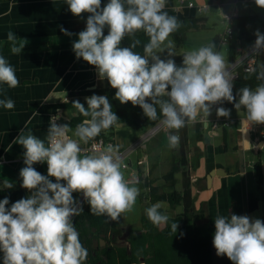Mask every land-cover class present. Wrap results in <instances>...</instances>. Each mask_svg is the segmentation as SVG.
Instances as JSON below:
<instances>
[{
	"label": "clouds",
	"instance_id": "9594fccd",
	"mask_svg": "<svg viewBox=\"0 0 264 264\" xmlns=\"http://www.w3.org/2000/svg\"><path fill=\"white\" fill-rule=\"evenodd\" d=\"M65 3L74 16L89 14L86 27L72 43L76 58L95 66L99 79H106L116 90L115 99L121 104L138 105L152 121L158 119V106L159 125L167 132L169 148L179 146L180 129L195 124L198 117L208 118L213 106L225 101L233 103L236 109L243 108L250 125L264 124V83L254 89L242 86L234 95L232 66L216 51L214 43L184 51L182 64H176L172 58L176 55L175 45L169 37L181 27V22L165 11L166 0H108L103 7L101 0H65ZM255 4L264 8V0H255ZM60 31L73 35L62 26ZM140 31L149 38L143 46V55L133 50L141 43L136 38ZM254 35L253 52L259 54L264 49V33L257 29ZM125 37L132 38L130 46H121ZM7 40L13 54H21L28 43L26 38L18 41L12 31L7 33ZM165 50L167 57L161 58L159 53ZM260 68L256 78L264 81V65ZM0 84L8 88L20 84L15 67L3 55H0ZM85 101L87 107L79 100L72 102L86 117L75 128L74 136L78 139L67 134L68 124L59 125L52 117L44 140L32 131L24 135V130L13 140L24 149L25 166L19 176L21 187L30 194L11 204L8 196L0 199L3 264H86L88 249L73 222L83 207L73 193L82 194L92 214L106 215L113 221L133 210L140 190L125 178L122 169L126 165L119 147L93 146L91 154H82L81 148V142L94 140L120 119L106 95L92 94ZM0 106L11 110L15 102L11 98L0 99ZM230 114V109L216 107L218 117L227 118ZM44 162L47 175L33 167ZM13 187L14 183L4 180L0 191ZM161 207L158 202L145 209L147 218L156 226L169 220L168 215L159 211ZM214 225L212 244L217 256L226 255L233 264H264V221L230 212L217 214ZM171 228L177 232L178 223L174 222Z\"/></svg>",
	"mask_w": 264,
	"mask_h": 264
},
{
	"label": "crops",
	"instance_id": "0c3cea01",
	"mask_svg": "<svg viewBox=\"0 0 264 264\" xmlns=\"http://www.w3.org/2000/svg\"><path fill=\"white\" fill-rule=\"evenodd\" d=\"M189 1L210 2L211 6L208 10L199 11L190 6ZM241 1L166 0L165 11L177 19L206 17L208 24L212 13L222 26L211 28L209 24L205 29L190 30L187 33V40L190 39V33L196 31L199 34H194L193 39L198 44L197 48L212 42L215 44L216 51H220L223 45L219 42V36L224 30L223 14L232 10L241 13ZM107 2L108 0H101V6L103 7ZM88 15V13H83L79 17L74 16L68 10L65 0H0V55L7 58L15 67L20 81L16 88H8L7 85L0 84V99L11 98L15 102V107L11 110L0 106V184L4 180H9L14 183V188L21 186L19 171L25 166L24 149L18 143H13V140L21 134V130H24V135L32 131L35 136L44 140L52 117L57 118L55 121L57 124L63 125L69 124L71 119L79 114L74 108L42 107L43 104L65 101L71 91L94 89L91 88L94 85L95 88L100 85L110 86L106 79H99L95 66L89 65L82 58L77 59L72 50L73 41L78 39L76 34L86 27ZM61 26L73 35H65L60 31ZM9 31L17 35L18 41L23 38L27 39L28 43L21 54L4 51ZM107 31L106 27L105 35ZM232 43L240 44L246 51L251 47V44L247 43L249 46H246L244 42H241L237 31L236 39ZM226 45L229 57L230 44ZM143 46L144 44H139L133 50L143 55ZM182 54L172 57L178 66L182 64ZM159 55L161 58H166L167 51ZM213 107L216 110V107L220 105ZM228 109L231 110V114L227 118L236 119V122L229 126L221 124L214 127L213 119L226 118L218 116L206 118L208 123L201 122V116L195 124H192L196 128V124L201 123L204 128L203 139L200 140L196 136V151H191L188 145L187 154L186 169L192 178L196 212L204 210L205 218L202 222L214 225L216 215H228L235 202L244 209V215L264 221V199L259 201L256 210L248 209L249 196L251 194L260 195L255 164L258 159H261L264 170V139L263 141L257 140L263 127L262 124L250 125L243 108L236 109L232 106ZM75 128L76 126H69L67 134L73 139H78L74 136ZM220 128L223 129L222 135L217 132ZM150 130L151 128L145 132H139L132 124L118 123L113 138L119 151L128 153L126 160L134 155L131 161L128 160L130 167L123 168L127 180L131 174L138 176L139 170H143L145 175L151 174L156 178V184L163 185L165 184L163 176L168 171L159 172V169L162 164L171 162L173 151L172 148L167 147L166 143H157V131L159 130L144 141L143 135ZM207 132L208 136L205 135ZM189 134L190 124H188V136ZM83 144L87 143L81 142V145ZM136 159L137 166L132 164V161ZM33 167L41 174L47 175L45 162L34 164ZM211 172L214 174L210 177ZM178 176L180 177L181 174ZM50 179L55 182L54 177ZM130 183L137 184V181H130ZM177 188L181 189V183H178ZM171 189V187H165V190ZM26 191L29 195L28 190ZM78 194L73 193L74 198L83 206L87 201L84 200L82 194L78 198ZM159 203L163 208H167L168 212L173 211L167 201H159ZM148 207L149 204H147ZM182 210V205L177 207L178 212ZM213 263L233 264L226 255L217 256L214 246Z\"/></svg>",
	"mask_w": 264,
	"mask_h": 264
},
{
	"label": "trees",
	"instance_id": "16d2710c",
	"mask_svg": "<svg viewBox=\"0 0 264 264\" xmlns=\"http://www.w3.org/2000/svg\"><path fill=\"white\" fill-rule=\"evenodd\" d=\"M181 27L170 36L177 43H185L187 33L190 30H200L208 28V19L206 17L179 18ZM259 29L264 33V19L259 14L240 13L236 19V31L241 42L252 44L256 37L255 31ZM136 38L141 41L140 44H146L148 37L140 31L136 33ZM131 37H125L122 45H130ZM240 44L230 43L229 45V63H233L237 57V46ZM4 51H11L10 42L4 44ZM264 65V52L258 55L255 71H244L239 69L238 75L233 84V93H237L242 86L255 88L258 84L264 83L257 80V73ZM115 89L111 86L100 85L94 89H82L80 91H71L65 101L54 104H43L42 107L55 108H74L72 102L79 100L87 107L85 97L92 94L106 95L113 105V111L119 117L118 123H129L136 127L139 132H145L159 123V107L157 106L158 119L149 120L143 110L137 105L133 106L131 102L121 104L115 99ZM238 98V97H237ZM222 107H232L233 103L225 101ZM86 117L80 113L74 116L69 122L70 127H75ZM117 123V124H118ZM115 126L106 131H102L99 137L110 138L114 135ZM203 124H196V136L203 139ZM174 134L176 130H171ZM180 144L177 148H172L171 169L163 176L165 184H156V178L151 174L139 170L137 184L140 187L141 200L148 202L149 207L159 201H167L172 212L167 208L161 207L159 211L168 215L169 220L165 225L156 226L147 218L145 212L141 216V227H125L122 223V214L118 220H111L106 215H94L90 212V205L85 203L83 211L73 219L74 225L79 232V238L85 248L88 249V258L86 264H214L213 263V236L215 225L204 223L205 211L196 212L195 199L192 192V178L186 169L188 165V124L179 130ZM95 138V139H96ZM90 142V141H89ZM255 170L258 180L260 195L251 194L249 196L250 211H254L259 206V201L264 199V170L261 159L255 164ZM181 174L179 177L178 175ZM181 183V189L177 188ZM165 187H171V190H165ZM27 191L23 187L4 189L0 191V199L8 196L10 204L16 200L26 197ZM9 204V206H10ZM182 205L183 210L177 211V207ZM231 212L237 215H244V209L237 203H233ZM178 223L177 232H173L171 225ZM104 238L105 245L95 243V239ZM126 234L123 239L122 235ZM97 237V238H96ZM3 253L0 252V264H3Z\"/></svg>",
	"mask_w": 264,
	"mask_h": 264
},
{
	"label": "built area",
	"instance_id": "2783aa9c",
	"mask_svg": "<svg viewBox=\"0 0 264 264\" xmlns=\"http://www.w3.org/2000/svg\"><path fill=\"white\" fill-rule=\"evenodd\" d=\"M186 0H182V2H185ZM249 2H253L255 0H247ZM188 4L192 7H195L197 10L199 11H205L210 9L211 3L210 2H201V3H196L195 1H189ZM240 13L237 10H232V11H228L226 13H224V15L228 18L227 20L224 18L223 16V21H224V30L221 32L220 36H219V42L220 44H230L232 42H234V40L236 39V19L238 17ZM263 19H264V15H263ZM254 43L251 44V47L249 48L248 51H246L241 45L237 46V52H238V57L237 59L233 62L230 63V65L232 66V71L234 73V80L238 75V71L240 68H242L244 71H251L252 69L256 68V64H257V60H258V55L261 52H264V49H262L259 54H254L253 52V48L252 45ZM233 80V82H234ZM56 118V117H55ZM203 118H201L202 120ZM57 120V118H56ZM203 121H206L208 123L207 119H203ZM213 122V126L214 127H218L221 124L225 125V126H229L233 123L236 122V119H232V118H216L212 120ZM262 131H260V134L257 137L258 141H261L262 139H264V124H262ZM161 127L159 125V123L157 125H155L154 127L151 128L150 132H147L143 135V139L144 141H147L150 137L151 134L155 133L157 130H159ZM171 131V130H169ZM263 141V140H262ZM113 145L116 146L114 138L110 137V138H105V137H99L96 138L94 140H91L89 143L87 144H83L81 145L82 148V154H84L85 152L92 153V151L94 150L95 146L96 148L99 149H103L106 148L107 145ZM119 154L122 157V162L124 165H126V168H129V162L126 160L128 153L127 152H123V151H119ZM45 165L47 166V163L45 162ZM138 180V176L136 174H131V177L128 179V181H137Z\"/></svg>",
	"mask_w": 264,
	"mask_h": 264
},
{
	"label": "rangeland",
	"instance_id": "374dc122",
	"mask_svg": "<svg viewBox=\"0 0 264 264\" xmlns=\"http://www.w3.org/2000/svg\"><path fill=\"white\" fill-rule=\"evenodd\" d=\"M241 13H252V14H259L261 16L264 15V8H260L255 4V1L253 2H249L247 0H242L241 1ZM210 26L211 28H220L222 26L221 22L217 19L214 18L213 14H210ZM225 26V25H224ZM190 39L186 40L185 43H177L176 41H174L172 39V37L170 36V40H172L174 42L175 45V54H182L184 51L186 50H190L193 48H197L196 45H198L197 43H195V39H193V35L194 34H199L196 31H192V33H190ZM246 46H249L247 43H245ZM220 52L225 56L226 61H228V46L226 44H223ZM238 99V98H237ZM226 108H232V107H226ZM215 108L213 107L211 115L209 117H217V115L215 114ZM212 122L210 123L211 126ZM218 133H220V135H222L223 133V129H217ZM157 135V143H166L167 147H168V141H167V132L165 130H163V128H160ZM189 147L190 150L195 152L196 151V144H197V139H196V128L194 127V125L190 124V134H189ZM134 157L131 156V158L129 157V161H131V159ZM127 160V161H128ZM128 161V162H129ZM137 159L135 161H132L133 165L137 166ZM135 166V167H136ZM171 167V162H166L164 164H162L160 166V171L159 172H167L169 171ZM122 171L124 172V169H122ZM254 182V180H253ZM135 186H137L140 190V187L138 184L134 183ZM250 185V184H249ZM254 186V183H253ZM80 193L78 194V198L80 197ZM147 204L148 202L145 200L144 202H142L141 200V195L139 193V196L137 197L136 200V204L133 207V210L131 212H126L122 214V223L125 227L131 226L133 228H139L141 227V216L142 214L145 212V209L147 208ZM97 238V237H96ZM97 240L96 243L99 244V238L95 239Z\"/></svg>",
	"mask_w": 264,
	"mask_h": 264
},
{
	"label": "water",
	"instance_id": "95a60500",
	"mask_svg": "<svg viewBox=\"0 0 264 264\" xmlns=\"http://www.w3.org/2000/svg\"><path fill=\"white\" fill-rule=\"evenodd\" d=\"M95 87H96V86L94 85V86H92L91 88H95ZM205 135L208 136L209 133L207 132ZM212 174H214V173L211 172V173H210V177L212 176ZM77 231H78V229H77ZM126 236H127L126 234H123V235H122V238L125 239ZM96 241H97V240H95V243H96ZM100 242H101L102 245H105V244H106V240H105L104 238H102V239L100 240ZM96 244H97V243H96Z\"/></svg>",
	"mask_w": 264,
	"mask_h": 264
},
{
	"label": "flooded vegetation",
	"instance_id": "af4514ba",
	"mask_svg": "<svg viewBox=\"0 0 264 264\" xmlns=\"http://www.w3.org/2000/svg\"><path fill=\"white\" fill-rule=\"evenodd\" d=\"M102 239V234H101V238L99 239V240H101ZM100 242V241H99ZM101 243V242H100ZM102 245V244H101Z\"/></svg>",
	"mask_w": 264,
	"mask_h": 264
}]
</instances>
